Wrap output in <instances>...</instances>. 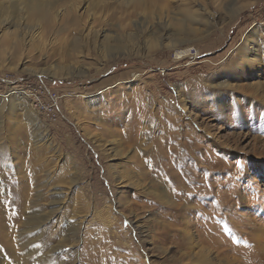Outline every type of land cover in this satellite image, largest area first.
Segmentation results:
<instances>
[{
  "label": "rangeland",
  "instance_id": "rangeland-1",
  "mask_svg": "<svg viewBox=\"0 0 264 264\" xmlns=\"http://www.w3.org/2000/svg\"><path fill=\"white\" fill-rule=\"evenodd\" d=\"M0 264H264V0H0Z\"/></svg>",
  "mask_w": 264,
  "mask_h": 264
}]
</instances>
